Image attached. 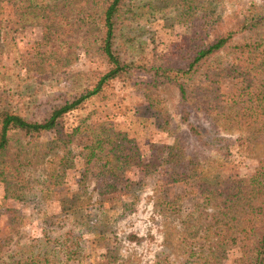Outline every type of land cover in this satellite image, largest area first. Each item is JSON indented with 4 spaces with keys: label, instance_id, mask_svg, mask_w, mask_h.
<instances>
[{
    "label": "rangeland",
    "instance_id": "374dc122",
    "mask_svg": "<svg viewBox=\"0 0 264 264\" xmlns=\"http://www.w3.org/2000/svg\"><path fill=\"white\" fill-rule=\"evenodd\" d=\"M58 1L49 9L54 16L49 25L41 22L39 8L2 5L0 109L41 119L51 105L80 93L92 83L95 72L105 69L95 53L94 27L88 25L92 20L88 15L101 6L96 0ZM216 1L212 10L219 16L207 42L235 27L242 6L260 0ZM129 4L134 15L119 33L129 58L151 60L187 49L190 23L177 16L175 0H131ZM236 61L230 51H219L201 71ZM199 79L197 73L190 80L186 105L191 120L202 126ZM239 88L238 78L220 82L222 93ZM148 92L166 106L173 135L163 130L161 113L149 107ZM180 111L177 87H153L146 74L132 71L111 81L102 95L64 115L37 142L13 133L0 157V264H201L221 232L219 221L229 204L226 194L235 181L247 182L264 166V135L235 121H222L219 125L231 142L230 154L200 153L195 174L190 169L192 150L198 144L188 135ZM81 120L92 130L103 123L126 132L143 159L156 157L159 164L115 167L102 158L84 163L83 147L92 133L83 129L72 133ZM177 143L181 167L189 165L183 180L172 181L174 162L152 145ZM202 184L213 198H204ZM78 240L82 254L68 259L59 245ZM221 264L245 262L240 250L227 249Z\"/></svg>",
    "mask_w": 264,
    "mask_h": 264
},
{
    "label": "trees",
    "instance_id": "16d2710c",
    "mask_svg": "<svg viewBox=\"0 0 264 264\" xmlns=\"http://www.w3.org/2000/svg\"><path fill=\"white\" fill-rule=\"evenodd\" d=\"M57 1L0 0V12L5 3L25 4L27 8L34 6L40 9L41 22L49 25L54 19L49 9L55 3H60ZM96 1L101 6L100 11L88 15L92 18L88 25L94 27L95 53L105 63V69L95 72L92 83L80 93L51 105L41 119H27L16 111L0 109V157L10 146L13 133L24 138L29 136L30 143L37 142V137L43 132L55 129L64 115L82 107L93 97L102 95L111 81L120 79L132 71L146 74L149 84L153 87L163 84L177 87L181 103V121L185 124L188 135L198 144V148L192 150L194 157L190 169H194L195 174L198 171L200 153L213 151L223 156L230 154L231 142L221 133L219 125L222 121H235L244 128L264 135V0L242 6L241 18L235 27L220 32L209 42L207 38L219 16L212 10L217 1L175 0L177 16L190 23L189 46L172 56L153 57L151 60L129 58L126 45L119 40L121 26L130 18V14L134 15L129 4L131 0ZM237 35L240 37L236 38ZM227 50L236 55V62L207 67L201 71V66L216 53ZM197 73L200 78L197 85L201 96L200 106L204 116L202 126L191 120V113L186 105L190 80ZM224 78H238V91L222 93L220 82ZM147 101L151 109L161 113L163 130L173 135L175 129L169 118L170 113L161 99L148 92ZM79 129L92 133L91 141L83 147L84 163L102 158L106 163H115V167H120V164H145L154 168L159 164L156 157L149 161L143 159L134 139L110 124L101 123L92 130L90 125L81 120L72 128V133ZM152 147H157L162 155L166 153V160L174 162L170 172L171 180H183L189 162L181 167L179 152H176L179 144H153ZM233 185L234 189L226 194L228 210L219 221L221 232L216 235L214 245L205 254L204 257H207L203 258L201 264H221L227 249L240 250L245 264H264V166L256 169L247 182L237 180ZM199 186L204 198H213L210 191L206 192V185ZM79 242L78 240L77 243L71 241L61 244L59 250L63 251L68 259L72 256L79 257L82 254ZM23 264H29V261Z\"/></svg>",
    "mask_w": 264,
    "mask_h": 264
}]
</instances>
